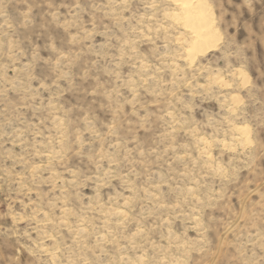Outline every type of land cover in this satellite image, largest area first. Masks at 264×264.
<instances>
[{"label": "rangeland", "instance_id": "374dc122", "mask_svg": "<svg viewBox=\"0 0 264 264\" xmlns=\"http://www.w3.org/2000/svg\"><path fill=\"white\" fill-rule=\"evenodd\" d=\"M207 2L191 57L172 0H0V264L264 256V0Z\"/></svg>", "mask_w": 264, "mask_h": 264}, {"label": "bare ground", "instance_id": "6f19581e", "mask_svg": "<svg viewBox=\"0 0 264 264\" xmlns=\"http://www.w3.org/2000/svg\"><path fill=\"white\" fill-rule=\"evenodd\" d=\"M172 1L179 11L178 13H174L172 18L175 20H183L184 26L193 34L192 38H190V40H188L189 42L184 46L186 47L188 56L193 57L198 51H201L205 47L212 46V43L216 40L217 27H215L216 23L214 24L215 19L211 10L212 7H210L207 0ZM245 127L244 125L236 126L235 129L239 137L243 136V134L246 135Z\"/></svg>", "mask_w": 264, "mask_h": 264}, {"label": "snow or ice", "instance_id": "6c2138e0", "mask_svg": "<svg viewBox=\"0 0 264 264\" xmlns=\"http://www.w3.org/2000/svg\"><path fill=\"white\" fill-rule=\"evenodd\" d=\"M75 6L77 8H79L80 7V4H76ZM163 71H165V70L163 68H161V72H163ZM171 83H173V84L176 83L175 78L172 79ZM217 83L221 84L222 87H226L227 86L222 81H217ZM125 87H128V85H125ZM141 87H142V85H141ZM131 91L133 93H135V88H132ZM117 94L119 95V93H117ZM136 95H138V93ZM136 95H133V100L136 99ZM156 95H160V93L157 92ZM173 95H174V93H173ZM125 102L128 103V104H133V101H125ZM185 107L186 108L187 107H190V105H187L186 104ZM133 108H135V104H133ZM120 110H121V108L118 107L117 108V111H120ZM152 115H153L152 113L145 111L144 116L141 118V122H140L139 126L140 127H144L149 122V120H150V118H151ZM166 115H168L169 117H171L172 120L174 121V124L172 126V130H173V132H176V128H175L174 125L175 124H179L180 121L177 120L175 116H173L172 112H167ZM245 134L247 136H249V137H251V135H252L251 130L250 129H247V126L245 127ZM248 142H249V144H251L252 143L251 139H249ZM101 158L103 159L104 157H101ZM140 231H143V229H140ZM109 264H111V262H109ZM116 264H119V261H117Z\"/></svg>", "mask_w": 264, "mask_h": 264}, {"label": "clouds", "instance_id": "9594fccd", "mask_svg": "<svg viewBox=\"0 0 264 264\" xmlns=\"http://www.w3.org/2000/svg\"><path fill=\"white\" fill-rule=\"evenodd\" d=\"M253 264H264V256H261L258 261H253Z\"/></svg>", "mask_w": 264, "mask_h": 264}]
</instances>
